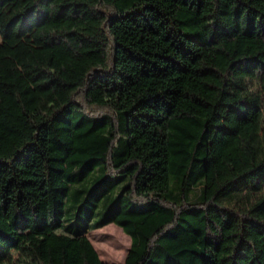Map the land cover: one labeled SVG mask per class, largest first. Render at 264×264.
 Masks as SVG:
<instances>
[{
	"label": "trees",
	"instance_id": "16d2710c",
	"mask_svg": "<svg viewBox=\"0 0 264 264\" xmlns=\"http://www.w3.org/2000/svg\"><path fill=\"white\" fill-rule=\"evenodd\" d=\"M110 224L124 264H264V0H0V264H106Z\"/></svg>",
	"mask_w": 264,
	"mask_h": 264
},
{
	"label": "rangeland",
	"instance_id": "374dc122",
	"mask_svg": "<svg viewBox=\"0 0 264 264\" xmlns=\"http://www.w3.org/2000/svg\"><path fill=\"white\" fill-rule=\"evenodd\" d=\"M250 88H257L256 82L249 83ZM10 102L30 107H47L46 94L39 85L24 84L10 86ZM86 236L97 251L99 258L106 264H124L131 240L120 227L110 224L101 229L89 231Z\"/></svg>",
	"mask_w": 264,
	"mask_h": 264
}]
</instances>
